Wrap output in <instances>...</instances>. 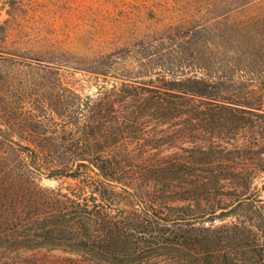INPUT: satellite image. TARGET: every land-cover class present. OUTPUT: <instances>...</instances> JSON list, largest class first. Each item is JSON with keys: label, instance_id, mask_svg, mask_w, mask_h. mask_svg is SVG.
<instances>
[{"label": "trees", "instance_id": "1", "mask_svg": "<svg viewBox=\"0 0 264 264\" xmlns=\"http://www.w3.org/2000/svg\"><path fill=\"white\" fill-rule=\"evenodd\" d=\"M25 6L0 0V264H264V0L76 57L90 95Z\"/></svg>", "mask_w": 264, "mask_h": 264}, {"label": "rangeland", "instance_id": "2", "mask_svg": "<svg viewBox=\"0 0 264 264\" xmlns=\"http://www.w3.org/2000/svg\"><path fill=\"white\" fill-rule=\"evenodd\" d=\"M218 2L220 0H23L25 8L15 14L29 22L27 34L34 42L24 48L32 47L33 55L44 48L68 53V62H64L61 71L64 83L83 95H90L96 92V81L84 72L73 71L71 67L76 57L93 58L130 47L144 36L154 37L201 25L212 16L209 12ZM2 16L7 18L5 13ZM263 180L264 177L259 178L258 183ZM43 185L55 188L58 183L45 180Z\"/></svg>", "mask_w": 264, "mask_h": 264}]
</instances>
